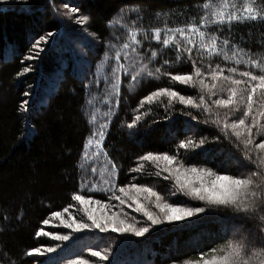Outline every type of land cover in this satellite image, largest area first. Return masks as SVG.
<instances>
[{
	"label": "trees",
	"instance_id": "trees-1",
	"mask_svg": "<svg viewBox=\"0 0 264 264\" xmlns=\"http://www.w3.org/2000/svg\"><path fill=\"white\" fill-rule=\"evenodd\" d=\"M226 1L0 0V264H69L73 260L135 264L133 259L138 255L136 264H199L202 255L205 260L220 259L230 243L244 237L252 243L241 253L243 260L264 264V222L250 219L232 206L206 205L176 190L173 180L163 178L167 173L156 174L163 162L158 168L140 159L150 152L176 155L185 168L197 167L236 178L254 167L235 147V137L216 139L220 131L214 121L219 114L232 123L247 112L246 93L241 91L246 86L224 81L223 76L232 75L227 69L236 67L237 79L241 78L240 71L264 74V0H251L256 19H242L237 14L231 23L225 20L221 25L214 14L220 12L217 5L225 7ZM65 4L78 7L80 16H88L82 27L59 14ZM241 4L235 12L242 10ZM205 18L208 23L200 30L209 40L216 37L222 50L209 54L193 48L190 59L187 52L177 51V45L180 49L187 45L175 30L199 27L205 24ZM49 32L53 35L48 42L40 44L44 51L33 48L34 41ZM132 32L137 33L139 42L134 46L135 53L131 50ZM169 37L172 39L164 45L162 41ZM194 39L198 43V37ZM224 40L228 41L226 46ZM125 44L130 45L128 50ZM29 55L35 58L26 59ZM237 58L244 62L236 64ZM192 60L206 74L209 67L215 71L219 66L225 71L215 82L207 76L203 87L173 81V75L194 72ZM130 61L134 67H130ZM28 66L32 70L23 73ZM132 75H137L136 81L131 80ZM232 88L237 91L236 102L228 109L213 103L226 99ZM163 89L196 101L203 97V103L200 108H190L178 100L169 104L167 96L154 97L150 103L146 100L152 92ZM25 92L30 95L25 96ZM205 105L210 111L204 110ZM252 109L245 124L256 117L257 127L251 131L259 143L264 140V97L259 90ZM136 116L141 119L129 129L127 125ZM98 119L105 123L102 144L105 155L116 166L117 187L138 185L143 180L146 187L163 197L164 203L204 206L207 211L143 238L98 230L77 233L65 228V220L72 218L69 213L76 214L77 221H86L73 195L104 200L85 191L81 169L86 141ZM186 137L197 142L206 137L208 142L195 150L179 149V142ZM140 165L139 172L131 171ZM261 199L264 193L257 190V200ZM152 204L145 201L147 209ZM55 212L62 216H54ZM236 230L238 235L233 240ZM56 235H68L69 239L57 240ZM49 247L54 251L47 252ZM35 248L41 254L28 256ZM93 250L108 259L91 256Z\"/></svg>",
	"mask_w": 264,
	"mask_h": 264
},
{
	"label": "snow or ice",
	"instance_id": "snow-or-ice-1",
	"mask_svg": "<svg viewBox=\"0 0 264 264\" xmlns=\"http://www.w3.org/2000/svg\"><path fill=\"white\" fill-rule=\"evenodd\" d=\"M65 8L69 6L64 5ZM72 13H78V7H71ZM66 14V13H65ZM216 17H219L218 23L223 25L225 20L228 23H231L233 17L230 13L218 12L214 14ZM251 19H256L257 17L251 16ZM88 20L87 15H81L77 18L76 22L83 24ZM208 23L207 18H205V24L201 26H191L190 28L176 29L183 40L186 42V47L183 49L179 48L177 45V51H184L188 53V57L191 59L192 49L197 48L199 51L207 52L212 54L214 52L221 51L220 42L216 37H212L211 40L208 39V34L204 31H201L200 28L206 26ZM53 33L49 32L46 35L39 37L38 40H35L33 43V48L38 49L39 52H43L44 49L40 47L41 42L47 43L48 38L51 37ZM137 33H131V41L133 47L131 48L132 52L135 53V45H138L139 42L136 39ZM194 37H198L197 40ZM157 40L160 39V31H156ZM165 39L162 41L164 45L169 43V40ZM223 45L228 44L227 40H224ZM130 48L129 44L124 45V49L128 50ZM152 56H155V53H151ZM238 56V53H234V57ZM35 57L29 55L26 57L28 60H32ZM120 58V54L117 53V59ZM179 58V57H178ZM228 57L225 55V59ZM136 59L135 56L132 58ZM244 61L240 59H235L236 64H240ZM248 66H252V62H247ZM192 66L194 69L193 73L185 75H173L171 79L173 81H178L181 84L187 85L192 83L193 87L200 86L203 87L204 80L207 76L211 77V80L215 82L218 80L224 69L217 66L216 70L213 71L211 67L208 69L206 74L201 70V67L196 66V61L192 60ZM130 67H134V63L130 61ZM32 69L30 66L24 67L23 73L30 72ZM232 75L223 76L224 81H230L231 85H245L246 87L241 91L246 93V102H247V112L244 113L243 117L236 119L234 122L229 123L228 120L221 119L219 114L214 121L216 126L219 128L220 136H217L216 139L219 140L222 137L231 140L235 137L234 145L237 150L241 151L245 160L248 161L249 165H254V167L249 168L248 174L239 173V178H236L234 175H216L212 171L207 169H201L197 167L185 168L182 163L177 161L176 155L168 154H153L148 153L140 157L143 161H151L158 168L161 167V162H163V167L161 171L156 174L159 176L161 173H167L163 178L165 180H173V188L178 191L185 193L193 197L198 201L204 202L206 205H224L232 206L237 209L238 213L244 214L250 219H259L264 222V199L257 200V190L264 193V140L257 143L253 139V133L251 129L257 127V119L255 116H252L250 124L246 125L245 120L251 115L253 109V97L256 95L259 90L260 95L264 97V74H254L252 71H240V79L235 78L237 73V68L232 67L227 69ZM21 73V74H23ZM138 75V73H137ZM137 75H132L131 80L136 81ZM151 75V73H149ZM196 77L194 80L193 77ZM247 78V79H244ZM214 87V84H213ZM211 91V89H209ZM237 91L235 88L230 89L228 97L220 98L213 101L215 105L222 106L225 109H228L230 105H233L235 101ZM25 96L30 95L28 92L24 93ZM167 96L169 98V104L172 100H178L181 105H185L190 108H200L203 103V97L199 101L192 99L191 97H186L181 95L179 92L169 89H163L160 91H154L151 95L147 96L146 100L150 103L154 97ZM27 104V101L24 102ZM141 107H143V102H141ZM205 111H210L207 105L204 106ZM167 112V107L165 108ZM191 117L192 120H197L196 116L191 115V113H186ZM264 114V113H262ZM141 119L140 116L135 117V121L129 123L127 127L132 129L136 126V122ZM205 123L208 121L205 120ZM100 137L96 141V147L98 149V154L103 152L101 141L104 138L102 132L97 133ZM207 138L199 139L197 142L196 139L185 138L179 142V149L188 150L189 148L195 150L201 148L202 145L207 143ZM113 169L112 179L105 180L104 184L106 187L101 189H92L93 191H102L105 193H110L107 197L108 201H117L118 204L105 203L100 199H91L86 197L84 194H75L72 196V199L79 202V205L82 206L83 215L86 217L85 220L77 221L74 217L70 218L68 222L65 223V227L70 229L73 232H82V231H92L98 230L100 233H117V234H131L137 238H143L147 233H149L150 228L155 225L163 224L165 222H183L188 218L196 216L198 214H203L207 211L204 206H195V207H184L179 205H173L171 203H164L163 197L157 192L153 191L150 187H141L139 185L131 184L126 187H117L114 182V177L116 175L114 164L111 165ZM143 165L139 167H134L131 169L132 172H139ZM91 171L95 173L96 169L92 168ZM207 178V179H206ZM120 193L122 195L117 194ZM141 193L144 194V199L149 200L154 203L155 208L159 209V212L162 215H157L153 211L147 209V207L141 202ZM175 195V192L172 193ZM155 198L154 201H151V198ZM127 205L135 213H142V216L146 219L138 220L135 216L125 219L127 213L124 211V207ZM134 206V207H133ZM119 208V211H113V209ZM68 208H64V212H67ZM56 217H61V212L53 213ZM131 221V222H129ZM47 220L44 221L47 224ZM264 231V228H262ZM45 235H52L51 233H42ZM238 235V230L234 232L231 236V239L235 240V237ZM55 239L66 241L69 239L68 235H56ZM252 242L247 239V237L236 240L234 243L228 245L227 253L220 259L205 260L203 255L201 256V264H247L243 260L241 253L245 250V247ZM47 252L51 253L54 251V248L49 247L46 249ZM215 251V249H213ZM224 251V249H221ZM41 254L39 248H35L27 253L28 256ZM91 256L98 257L102 261L108 259L107 255H102L100 251H91ZM69 264H85L82 260H73L69 261Z\"/></svg>",
	"mask_w": 264,
	"mask_h": 264
},
{
	"label": "rangeland",
	"instance_id": "rangeland-1",
	"mask_svg": "<svg viewBox=\"0 0 264 264\" xmlns=\"http://www.w3.org/2000/svg\"><path fill=\"white\" fill-rule=\"evenodd\" d=\"M226 2H227V5L225 7L223 6L224 4H222V3H219L217 5L220 12L223 11L226 13H230L233 17H236L237 14H240L242 16L241 17L242 19L250 18L251 16L256 17V13H255L256 10H255V7L252 5L253 3L251 0H227ZM240 3H242L241 4L242 10L235 12V10L237 9V5ZM61 6H62L61 9L58 11L59 14L62 15L64 18H68L69 19L68 22L73 21V22L77 23L76 20L80 16V12L72 13L71 12L72 5L68 8H65L64 5H61ZM78 25H80V27H82L80 23ZM81 29L82 28H80V30ZM58 57H60V54L58 55ZM103 128H105V123L103 120L98 119V120L94 121L91 136H90L89 140L86 141V143H87L86 150H85L84 154L82 155L83 158H82V168L81 169H83V173H84V176L86 179V181H85V189L86 190L85 191L89 194L100 195L104 199V200H102L103 202L113 204L111 201H108V199H107V197L110 195V193H105V192L98 191V190L97 191L92 190V189H101V188L106 187V185L104 184V181L105 180H111L113 178L112 177L113 169L111 167V165L113 163L109 160L107 155H105L106 152L104 151V149H103V152H100L98 154V149L96 147V141L98 139H100V137L97 135V133L102 132L104 134ZM102 141H101V144L103 143ZM102 148H103V144H102ZM92 168L96 169L95 173H93L91 171ZM115 171H116V175L114 177V182L117 185V181H116L117 180V170H116V168H115ZM138 185L141 187H146L143 183V180H141ZM118 194L122 195L120 193H118ZM145 201L150 202L149 200H145L144 194L141 193V202L144 205H145ZM151 201H153V200L151 199ZM123 207H124V211L127 213V217H123V218L128 219L130 217L135 216V218L138 220L146 219L142 216V213H135L133 211L130 214V211L132 210V208H129L127 205H125ZM119 210H120L119 208L113 209V211H119ZM148 210L153 211L157 215H162L159 212V209L155 208L154 203L152 204V208H148ZM69 214L72 217L77 218L76 214H73V212L69 213ZM67 221H69V220H65V223ZM129 222H131V221H129ZM183 222H173V223L165 222L163 224L153 226L152 228H150L149 232L150 233H156V231L165 227L166 225H173V224L181 225ZM232 230H234V229H232ZM137 257L140 258L139 255ZM135 259H133V262L136 264L137 259L136 260ZM82 261H84V260H82ZM124 261H127V259L125 258ZM84 262H86V261H84ZM191 264H197V263H191ZM199 264H201V263H199Z\"/></svg>",
	"mask_w": 264,
	"mask_h": 264
}]
</instances>
